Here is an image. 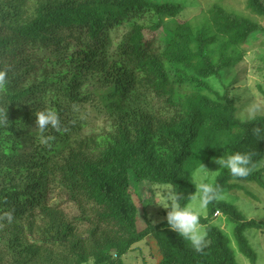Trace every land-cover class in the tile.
<instances>
[{
	"label": "trees",
	"instance_id": "obj_1",
	"mask_svg": "<svg viewBox=\"0 0 264 264\" xmlns=\"http://www.w3.org/2000/svg\"><path fill=\"white\" fill-rule=\"evenodd\" d=\"M245 3L264 20L261 0ZM183 10L174 1L0 0V264H123L147 236L161 256L154 264H239L236 252L256 264L245 231L262 224L226 196L250 201L264 190V137L253 131L264 115L242 123L235 98L212 88L208 79L235 58L208 47L218 35L243 50L264 46V23L213 1L207 32ZM166 18L171 35L153 36ZM47 107L60 129L43 145L35 113ZM88 108L103 115L99 130ZM236 151L252 153L255 168L244 178L218 170L221 196L201 221L208 245L196 252L166 219L153 220L137 185L193 195L195 170ZM216 211L231 233L212 223Z\"/></svg>",
	"mask_w": 264,
	"mask_h": 264
},
{
	"label": "rangeland",
	"instance_id": "obj_2",
	"mask_svg": "<svg viewBox=\"0 0 264 264\" xmlns=\"http://www.w3.org/2000/svg\"><path fill=\"white\" fill-rule=\"evenodd\" d=\"M154 1H174L180 2L184 6V10L181 14L183 18H189L193 25L196 24L204 28L209 32V19L205 11L208 4L213 1H219L223 6L228 9L234 10L238 13L255 18L261 23H264L263 18L249 13L246 8L245 0H154ZM264 3V0H261ZM165 26L151 33L153 36H160L161 38L169 37L171 35L170 28L173 25L171 18H166ZM196 23V24H195ZM211 32V31H210ZM225 37L218 35L214 43H212L208 49L212 51V54H218L219 49H222L226 55H231L235 59L230 66L223 69L222 75L217 77H211L208 82L212 88L219 94L223 95L225 90L227 91L228 98H235L237 114L239 115L246 107L252 104L264 105V46H249L246 50L240 47H235L225 42ZM90 119L89 126L94 130H99L103 127V115H97L96 110L88 108V116ZM219 159V158H216ZM216 159L212 160L208 164H203L205 170L200 172V175L207 177L209 181H213L216 173L220 168L216 163ZM202 168L199 166L194 173L197 174L198 170ZM258 169L262 170L264 174V154L261 162L258 165ZM264 176V175H263ZM138 182V181H137ZM133 185V182L131 183ZM169 185L156 184L152 185L147 182H141L137 185L138 197L141 198L143 207H145L153 218L154 221H160L166 219L167 210L159 205L160 201L166 194V189ZM254 190L256 194L255 198L250 201L242 196H226L242 210L244 216L248 219L257 220L262 224V229L250 228L245 231L249 242L255 248L257 254L256 264H264V190L262 188L259 191V186ZM68 202L62 204V208L69 214L76 213L75 208L70 206ZM255 212V215L253 213ZM67 214V215H68ZM206 214V210L204 215ZM69 216V215H68ZM212 223L224 226L225 218L220 217V213L215 214V217L211 220ZM84 228V226H83ZM226 232H230V228L225 229ZM114 250H112L113 252ZM160 253L157 248L156 241L153 237L147 236L141 241H138L131 245L130 249L121 256L123 264H154L160 259ZM236 258L239 264H251L248 259L236 252ZM92 264L90 258L87 263Z\"/></svg>",
	"mask_w": 264,
	"mask_h": 264
},
{
	"label": "clouds",
	"instance_id": "obj_3",
	"mask_svg": "<svg viewBox=\"0 0 264 264\" xmlns=\"http://www.w3.org/2000/svg\"><path fill=\"white\" fill-rule=\"evenodd\" d=\"M8 72L6 69H0V89L6 87L8 83ZM264 115V105L252 104L246 107L239 115L241 122H253L258 117ZM35 126L38 129V138L41 144L48 145L54 137L45 135L49 128L53 130L60 129V117L58 112L47 107L35 113ZM254 135L264 137V126L257 125L254 128ZM253 154L249 152H232L225 158L216 159L218 168H226L234 178H244L251 174L255 168L253 163ZM202 168L195 174L193 183L195 191L193 195L185 197L177 190L175 186L166 189L164 198L159 205L167 210L166 221L168 227L175 231L180 237L186 240L196 252H202L208 245V230L202 224L207 206L221 196V189L209 181L206 176L200 175L205 170ZM220 213L216 211L215 214ZM6 218L12 219L11 213H6ZM255 215V212L253 213ZM251 218V217H250ZM116 253L112 252V258ZM114 264H118L115 262Z\"/></svg>",
	"mask_w": 264,
	"mask_h": 264
}]
</instances>
